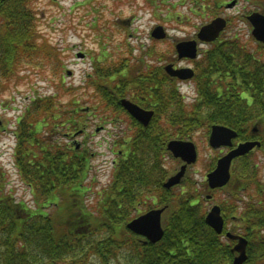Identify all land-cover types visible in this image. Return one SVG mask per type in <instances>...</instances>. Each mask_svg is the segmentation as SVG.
<instances>
[{
  "label": "trees",
  "instance_id": "trees-1",
  "mask_svg": "<svg viewBox=\"0 0 264 264\" xmlns=\"http://www.w3.org/2000/svg\"><path fill=\"white\" fill-rule=\"evenodd\" d=\"M36 1L0 0V94L11 89L21 67L28 63L41 67L52 63L57 71L62 68L56 50L42 39L38 28L42 14ZM238 43H232L235 47L229 53L214 50L208 64L199 67L201 81H209L214 71L231 72V81L221 84L222 98L216 104L212 103L216 93L206 81L197 83L201 101L186 107L173 80L160 66L152 69V77L150 66L142 63L133 68L125 63L122 76L121 69L112 64L96 70V79L86 83L84 89H96L106 110L121 111L119 99L132 89L141 96V102L152 99L157 117L146 128L134 124L127 155L119 157L111 180L96 193L93 210L80 200L90 190L84 183L86 155L75 146L59 140L47 142L39 136L58 117L64 118L59 125L67 129L55 133L52 126L50 135L60 134L64 139L66 132L79 131L84 124L75 118L79 109L67 111L55 102V95L32 96L18 126L19 144L13 158L19 180L31 194L28 201L16 200L7 187V171L0 166V264H232L230 244L207 226L198 196L179 195L161 184L166 174L162 167L165 144L172 135L186 137L206 124L223 123L246 138L244 128L249 121L264 115V44L250 53ZM240 58L244 59L242 64H238ZM57 88L73 90L64 87L63 81ZM244 90L252 96L250 105L241 97ZM225 105L231 107L235 117H229V111L220 112L227 119L215 111ZM240 173L238 170L237 176L244 177V185L227 190L223 204L229 206H223V210L228 218L239 216L240 223L234 229L241 228L248 238L244 264H264V193L257 185L260 197L243 202V210L238 213L239 192H245L256 179L255 170L252 174ZM154 202L168 207L164 236L152 244L130 232L125 224Z\"/></svg>",
  "mask_w": 264,
  "mask_h": 264
},
{
  "label": "rangeland",
  "instance_id": "rangeland-1",
  "mask_svg": "<svg viewBox=\"0 0 264 264\" xmlns=\"http://www.w3.org/2000/svg\"><path fill=\"white\" fill-rule=\"evenodd\" d=\"M252 1L256 2V0ZM260 1L264 4V0ZM150 2V0H122V5L116 6V0L36 1V8L42 14L38 27L44 36L42 39L47 40L56 50L62 68L57 71L53 69L52 63L43 64L42 67L39 64L36 66L35 62H31V65L28 63L21 67L19 79L11 85V89L9 88L0 94V166L7 170V187L12 190L16 200L28 201L31 194L19 180L11 158L14 144L12 135H14L13 131L17 128L15 121L21 116L32 96L54 94L55 102L64 106L67 111L76 107L74 101L79 103L80 108L88 107V111L90 110L88 116H85L82 110L75 116L80 117L82 120H88L85 124V133L77 136L74 140L69 137L68 139H61L60 134L53 135L51 133L52 135H50L48 131L52 129V126L56 129L55 133L67 129L65 126L59 125V122L63 121L64 118L58 117L55 123H49L45 126L39 132V136L45 141L47 139L59 140L68 146L76 142L84 145L82 147L86 149V163L88 166L84 183L88 186H85V188L90 190L88 195L81 197L80 200L90 210L96 207V202L93 203L98 196L96 193L111 180L112 161L117 160L122 153V143L118 144V137L127 134L126 129L130 122L127 123L125 120H121L117 123L105 124L100 120L101 118L113 119L119 115V111H112L114 108L106 110L102 106V99L96 89L89 86V90L84 89L86 82L95 72L94 62L105 60L106 63L117 62V65L122 66L125 64L127 57H140L144 60H150L151 58L147 57V52L152 50V62L156 63L161 60L159 63H163L166 57L169 58L170 53H172V39H174V36L178 35L175 38H180L179 35H183L175 30L176 28L182 30L180 27L182 25L178 22L170 23V21L174 20L176 16L181 18L187 16L186 6H192L190 0L186 3V6L182 4L183 0H158V6L151 4L152 6L149 7ZM170 3L175 4L171 12L167 10L170 8ZM251 5L246 0H240L241 8L248 9ZM200 22V18L196 21L192 19L183 30L185 32L189 30V34H191L196 29L193 25ZM157 24H162L165 28H171L168 33L172 34V37L170 38L169 35L167 39L161 41L151 39L149 33ZM246 26L247 24L244 21H240L235 29L238 34L243 33L240 43L253 48L255 43L254 40L247 37ZM239 28H242L243 32L239 31ZM78 51L86 54V57L83 59L77 58L76 52ZM129 51L131 55H129ZM101 64H103L102 61ZM69 70L72 73L67 75L66 72ZM60 81H63L64 87L73 90L71 92L58 91L57 86L59 87ZM72 86L75 88H72ZM186 88L193 89V84H187ZM129 90L130 93L136 92L132 89ZM263 128L264 121L261 125L262 130H264ZM261 134L264 141V133ZM207 138L208 135L203 129L193 135L191 140L197 147L198 158L196 163L187 169V176L200 184L198 187L204 199L206 211L212 204H219L221 199L224 198L222 191L215 192L208 190L209 188L206 187L205 175L209 171V164L214 158L218 157V152L221 153L220 150H222L210 148ZM261 150L255 152L256 155L254 156L258 164V171L263 176L264 146ZM254 156L250 159H254ZM180 164L181 162L172 156L171 159L166 160V166L171 170L169 174L176 172ZM238 165L239 161H234L233 168H237ZM251 167V164H247L240 174L250 173ZM201 182H204V186L201 185ZM207 195H212L211 201L206 200ZM46 211L49 210L46 209ZM231 225H235V223H230L228 227Z\"/></svg>",
  "mask_w": 264,
  "mask_h": 264
},
{
  "label": "water",
  "instance_id": "water-1",
  "mask_svg": "<svg viewBox=\"0 0 264 264\" xmlns=\"http://www.w3.org/2000/svg\"><path fill=\"white\" fill-rule=\"evenodd\" d=\"M253 23L255 26L254 34L259 37L257 39L264 41V18L255 15L253 17ZM215 25H216V23H214L211 26L206 27V28H209L210 31H212L211 33L213 35L216 34L217 31L220 29V26L215 27ZM179 52H180L179 56H189V57L193 58L195 56L194 43H186V45H184V44L180 45L179 46ZM183 71H185L186 73ZM175 74H177L178 77H189L191 75V72L186 71V70H182L181 72L175 73ZM128 106H131V105H128ZM132 107L130 109L132 112H135L136 115L143 116V117L148 116L147 113L142 112L141 110H139L135 107H134L135 109ZM217 132L218 131L215 130V132L213 133L212 141L217 139ZM226 133H227V135H230V133L228 131H226ZM249 144L251 146L254 145L251 143H249ZM249 144L242 145V149L250 147ZM177 145H178L179 149L182 150V148H183L184 153L187 152L185 155L180 154L185 161L190 162V161L194 160V150L190 144L179 142V143H177ZM170 148H172L171 145H170ZM242 153H244L243 150H241L240 154H242ZM208 176H209L208 177L209 178V184L211 187L220 186L223 183H225V181L228 178L227 160L222 162V164L220 165V170H216L213 173L209 174ZM178 177L179 176H177L176 179ZM172 183H174V182H170V184H172ZM160 214H161V209L150 210L149 212H147L143 215H140L139 217L133 219L126 226L131 231H133L134 233L145 236L150 242H156L161 238V236L163 234V231H162L161 226H160ZM208 221L216 229H218V230L220 229V225L222 224V221L218 215V208L215 207L212 209L211 214L208 217ZM245 244H246L245 241L243 239H240L239 243L235 246V249L240 252V255H239V257L235 258L234 264H240L244 261V259H245Z\"/></svg>",
  "mask_w": 264,
  "mask_h": 264
},
{
  "label": "flooded vegetation",
  "instance_id": "flooded-vegetation-1",
  "mask_svg": "<svg viewBox=\"0 0 264 264\" xmlns=\"http://www.w3.org/2000/svg\"><path fill=\"white\" fill-rule=\"evenodd\" d=\"M205 45L208 46V45H210V43H205ZM208 52L209 51L205 50V49L202 51V56H201L202 59L199 63H204L205 60H207ZM185 63H186V65H191V66L194 65V63L191 64V62H186V60H185Z\"/></svg>",
  "mask_w": 264,
  "mask_h": 264
}]
</instances>
